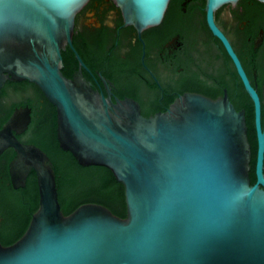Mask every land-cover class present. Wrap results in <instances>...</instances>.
Listing matches in <instances>:
<instances>
[{"label": "water", "instance_id": "obj_1", "mask_svg": "<svg viewBox=\"0 0 264 264\" xmlns=\"http://www.w3.org/2000/svg\"><path fill=\"white\" fill-rule=\"evenodd\" d=\"M87 1L0 0V90L6 81L34 83L55 106L59 146L123 184L126 216L94 202L63 214L48 155L17 137L30 121V109L17 107L0 127V155L15 153L14 188L34 170L39 198L24 233L0 243V264H264L261 101L211 20L213 9L236 0H206V8L253 102V184L244 110L226 94L188 93L144 116L136 101L112 102L62 73L61 52L72 46L74 17ZM113 1L125 23L142 30L160 23L170 0Z\"/></svg>", "mask_w": 264, "mask_h": 264}, {"label": "flooded vegetation", "instance_id": "obj_2", "mask_svg": "<svg viewBox=\"0 0 264 264\" xmlns=\"http://www.w3.org/2000/svg\"><path fill=\"white\" fill-rule=\"evenodd\" d=\"M211 20L259 96L263 128L264 3L226 2L212 10ZM71 41L76 61L65 76L81 77L112 102L136 101L144 116L165 111L188 93L212 99L226 94L234 107L239 100L252 102L226 45L211 28L206 0H170L160 23L142 30L125 23L113 0H88L74 17ZM17 82L6 81L0 90V120L17 107H28L30 121L20 133L24 136L33 120L52 111L33 86L21 88ZM236 109L245 115L244 107ZM8 163L5 156L0 158V243L13 239L29 210L24 198L18 201L20 187L12 186Z\"/></svg>", "mask_w": 264, "mask_h": 264}, {"label": "trees", "instance_id": "obj_3", "mask_svg": "<svg viewBox=\"0 0 264 264\" xmlns=\"http://www.w3.org/2000/svg\"><path fill=\"white\" fill-rule=\"evenodd\" d=\"M61 55L63 60L61 71L64 75L70 76V71L67 70L69 67L68 65L76 60L69 45L66 46L65 50H62ZM17 83L21 88L33 86L40 95H43V93L40 92L41 90L34 83H30L26 80ZM42 97H44L47 102L52 114H40V117L36 121L33 120L25 135L20 136L19 134L17 137L23 142L34 143L48 155L54 169L58 202L63 214L66 215L70 213L82 203L94 202L104 205L117 216L125 217L126 204L123 184L116 180L107 167L93 164L81 165L76 161L70 151L64 150L59 146L56 137L55 106L51 104L44 95ZM234 104L236 108H245L247 136L251 147L249 177L250 184H253L255 182V161L257 150L253 104L249 98H247V100L243 99L236 101ZM9 115L10 114H6L0 120V124L3 123ZM14 155V151L11 148H7L2 152L0 158L5 156L6 161L9 162ZM16 191L22 195L19 197L20 200L18 201H21L24 198L23 200L25 203L23 202V204L27 205L29 210L25 211V220H23V224L18 229L13 239L1 240L2 245L13 243L24 233L33 212L38 207L39 195L34 170H31L28 173L25 185ZM10 192L14 195L17 193L15 190H11Z\"/></svg>", "mask_w": 264, "mask_h": 264}]
</instances>
